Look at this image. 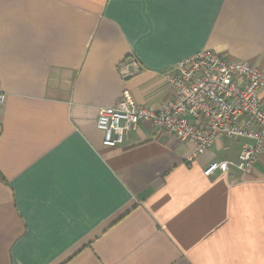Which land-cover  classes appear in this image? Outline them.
Wrapping results in <instances>:
<instances>
[{
    "label": "crops",
    "instance_id": "1",
    "mask_svg": "<svg viewBox=\"0 0 264 264\" xmlns=\"http://www.w3.org/2000/svg\"><path fill=\"white\" fill-rule=\"evenodd\" d=\"M208 48L264 69V0H0V264H264V153L203 173L248 139L188 164L149 121L116 146L97 127L125 88L160 108L165 72Z\"/></svg>",
    "mask_w": 264,
    "mask_h": 264
},
{
    "label": "built area",
    "instance_id": "2",
    "mask_svg": "<svg viewBox=\"0 0 264 264\" xmlns=\"http://www.w3.org/2000/svg\"><path fill=\"white\" fill-rule=\"evenodd\" d=\"M140 71V61L132 55L118 63L123 80ZM165 78L174 95L158 109L137 103L128 88L115 105L99 108L97 127L103 132L104 144H122L127 132L149 121L193 143L185 157L191 164L220 136L246 138L237 159L210 161L203 173L210 177L232 168L251 173L264 153V69L208 48L180 59L165 72ZM5 100V93L0 92V104Z\"/></svg>",
    "mask_w": 264,
    "mask_h": 264
}]
</instances>
